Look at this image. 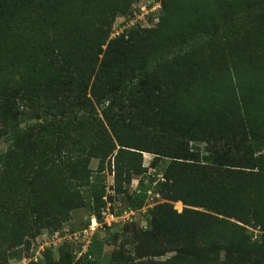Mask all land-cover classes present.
<instances>
[{"label": "trees", "instance_id": "obj_1", "mask_svg": "<svg viewBox=\"0 0 264 264\" xmlns=\"http://www.w3.org/2000/svg\"><path fill=\"white\" fill-rule=\"evenodd\" d=\"M140 1L0 0V264L75 212L86 230L108 199L120 217L149 192L163 202L147 230L106 228L43 264H101L106 245L113 264H264V0H159L149 27L113 36ZM247 14L258 27L240 36Z\"/></svg>", "mask_w": 264, "mask_h": 264}, {"label": "rangeland", "instance_id": "obj_2", "mask_svg": "<svg viewBox=\"0 0 264 264\" xmlns=\"http://www.w3.org/2000/svg\"><path fill=\"white\" fill-rule=\"evenodd\" d=\"M159 1V0H155ZM151 3L153 5V0H141L139 3H136L134 6L139 9L142 5H148ZM150 6V7H151ZM255 9H258L256 7ZM162 11V10H161ZM254 13V10H253ZM162 14V12H161ZM258 14H247L243 17V21L239 22V20H235L237 23L236 31L242 36L249 33L250 36L256 33V28L258 27V21L256 19ZM123 21L122 16H119L116 20V27H120L121 22ZM115 33V32H114ZM214 48L210 46L208 41H203L201 46L202 54L213 51ZM7 149V144H3L0 147L1 151H5ZM154 156L152 154L145 153L144 154V165L148 168V172L146 177L150 176L151 173L154 172V169L151 167V162ZM93 168H96V162L93 163ZM142 177H136L130 186V191L133 192L137 189V186ZM114 180L111 175L107 173V189L110 195H113L114 192L110 188L113 185ZM156 204H160L163 202L161 195H156ZM108 206L105 211L102 213V221L97 220L96 223H93L92 219L90 225L88 227V232L85 234L84 230L81 229V225L83 222L88 220L87 212L85 210H80L74 213V217L68 222L63 224V227L59 230H43L40 235L36 239L28 240L24 243L23 246L14 249L8 254V263L7 264H43L46 260L47 251H51L55 259L59 258V249L61 246L72 243L74 246L82 245L83 251L86 252L90 243V238L95 234L99 233L102 237H105L106 228H109L110 231L119 237L121 240L124 236L125 226L129 224H135L137 227L147 230L148 222L145 217L146 213L149 209L153 208L155 205L151 206L148 209H143L140 212L135 213V215L126 219H115L116 213L121 208V203L117 200H107ZM174 207L178 212H182L184 209V205L182 203H174ZM114 216L115 218H113ZM41 248L43 250H41ZM115 246L106 245L104 258L101 264H113L116 256L114 254ZM41 252V256H39L36 262L34 260L37 257V253ZM173 254L167 253L162 256H158L155 258L156 261H165L169 259Z\"/></svg>", "mask_w": 264, "mask_h": 264}, {"label": "built area", "instance_id": "obj_3", "mask_svg": "<svg viewBox=\"0 0 264 264\" xmlns=\"http://www.w3.org/2000/svg\"><path fill=\"white\" fill-rule=\"evenodd\" d=\"M151 3L148 5H142L139 7V11H134L135 17L134 18H129L128 23L126 24H122L123 22H125L126 19L123 18V21L120 24V27H116L115 25V33L113 34V36L119 35L120 33L123 32V30L127 27H131L133 25H136L138 23H140L142 25V27H149V21H148V17L151 14L156 15L155 17L157 18V16L160 14L161 10H162V4L161 1H155L153 0V5L151 6ZM136 8V7H135ZM157 21V19H156ZM149 196L150 199L148 200V206L145 208H150L151 206L156 204L155 201V196L152 195L151 192H149ZM135 215V212L130 211V212H125L123 213L120 217H114L115 219H126V218H130L131 216ZM93 223H96L97 219L96 218H92ZM88 232V229L84 230V233L86 234ZM41 250H43L41 248ZM41 256V252L37 253V257L34 258V260L37 262L38 261V257Z\"/></svg>", "mask_w": 264, "mask_h": 264}]
</instances>
